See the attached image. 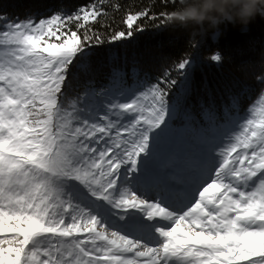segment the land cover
<instances>
[{"label": "snow or ice", "instance_id": "6c2138e0", "mask_svg": "<svg viewBox=\"0 0 264 264\" xmlns=\"http://www.w3.org/2000/svg\"><path fill=\"white\" fill-rule=\"evenodd\" d=\"M102 12L92 6L38 22L29 14L0 28V264H264V89L244 115L233 96L231 134L183 156V183L146 199L134 190L137 173L167 128L168 86L177 81L166 74L96 108L66 97L70 67L102 41L62 29ZM146 15L128 14V31L111 39L130 38ZM191 66L178 63L185 83Z\"/></svg>", "mask_w": 264, "mask_h": 264}, {"label": "trees", "instance_id": "16d2710c", "mask_svg": "<svg viewBox=\"0 0 264 264\" xmlns=\"http://www.w3.org/2000/svg\"><path fill=\"white\" fill-rule=\"evenodd\" d=\"M92 6L98 11L103 9L95 21L84 24L82 20H73L62 29L68 33L77 31L81 36L85 31L89 35L95 33L102 41L88 44L83 64L78 60L70 67L72 89L65 90L66 97L84 98L80 105L97 101L103 94L107 99L121 101L128 93L145 91L169 74L171 80L177 81L175 86H168L169 104L174 105L177 113L174 125L180 116L185 119L178 124V135L169 139L174 148L184 142L190 144L182 150L183 154L206 147L203 145L208 137L200 141L198 128L208 133L234 125L235 113L229 108L233 96L237 98L235 110L240 115L259 106L264 89V17L260 15L247 25L225 21L216 28L182 27L161 15L179 6L170 0H0V25L23 21L29 14L38 22L57 12L74 14ZM145 11L147 15L134 22L130 38L111 39L115 32L128 31V14ZM139 25H143V31L136 29ZM217 52L221 60L212 61L211 55ZM184 59L192 61L187 83L184 72L177 70ZM176 152L170 153L173 156Z\"/></svg>", "mask_w": 264, "mask_h": 264}, {"label": "rangeland", "instance_id": "374dc122", "mask_svg": "<svg viewBox=\"0 0 264 264\" xmlns=\"http://www.w3.org/2000/svg\"><path fill=\"white\" fill-rule=\"evenodd\" d=\"M13 22V21H10ZM19 22V21H15ZM5 24V23H4ZM4 24L0 25V28L4 26ZM143 25L137 26L138 31H143ZM142 29V30H141ZM63 31V30H62ZM70 34V33H68ZM63 38V37H62ZM74 77H77V74L73 73ZM70 79L67 81V88L69 90L72 89L70 86L71 82H69ZM66 88V91H67ZM88 89H86L85 92H87ZM143 90H134L133 92L128 93L126 95V99L121 100V102H125V100L132 98L134 95L139 94ZM93 92V91H92ZM91 92V93H92ZM90 93V94H91ZM108 96L103 94L102 97H99L97 101H90V103H87V105L90 108H96L101 104H105V102H108L109 99H107ZM85 104L80 105L81 107H84ZM100 115H103V112L100 113ZM177 113H175L174 110V105L172 104L170 106V116L167 121V128L164 130V132L160 135L158 140H155L153 142V155L151 159L147 162V164L141 165V171L137 173V175H140L142 177L141 182L136 185V188L134 190L137 191L138 195H142L146 199H151L152 197H157L158 198V193L166 186L170 184H181L183 183V178L181 176L176 175L178 172V164L183 156L194 154V153H199L201 152H206L209 149L217 148V146H220L222 142L224 141V137L226 134L230 135L233 126L229 127L230 129H225L222 131V129H215L211 132H205L202 129H197L199 132V138L200 141L202 140L203 137L207 136L208 141L204 143L203 149H197L193 148L187 151L186 153L183 154L184 149H188L190 144L187 142H184L183 145L180 147L174 148L172 145V141L169 139L171 137H176L179 133L180 127L178 124L180 122H183L185 119L183 116H180L179 120L177 121L178 124L174 125L176 121L174 119L176 118ZM236 122V121H235ZM218 135H221L218 137ZM217 139L215 140V138ZM220 138V139H219ZM190 140V138H188ZM173 150L177 151L173 156L170 152ZM200 150V151H199ZM194 151H199V152H194ZM171 157L170 159H167V157ZM126 169H122V172H125ZM131 179V176L129 177ZM133 212L136 215H144L141 213L138 209H131L129 210ZM146 218V217H145Z\"/></svg>", "mask_w": 264, "mask_h": 264}, {"label": "clouds", "instance_id": "9594fccd", "mask_svg": "<svg viewBox=\"0 0 264 264\" xmlns=\"http://www.w3.org/2000/svg\"><path fill=\"white\" fill-rule=\"evenodd\" d=\"M170 13L168 22L182 27L216 28L225 21L247 25L257 15L264 17V0H180Z\"/></svg>", "mask_w": 264, "mask_h": 264}]
</instances>
